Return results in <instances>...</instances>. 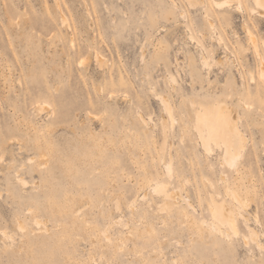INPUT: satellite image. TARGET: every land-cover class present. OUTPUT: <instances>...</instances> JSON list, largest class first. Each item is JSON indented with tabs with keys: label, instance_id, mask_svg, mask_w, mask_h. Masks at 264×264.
Segmentation results:
<instances>
[{
	"label": "rangeland",
	"instance_id": "1",
	"mask_svg": "<svg viewBox=\"0 0 264 264\" xmlns=\"http://www.w3.org/2000/svg\"><path fill=\"white\" fill-rule=\"evenodd\" d=\"M223 2L0 0V264H264V0Z\"/></svg>",
	"mask_w": 264,
	"mask_h": 264
},
{
	"label": "bare ground",
	"instance_id": "2",
	"mask_svg": "<svg viewBox=\"0 0 264 264\" xmlns=\"http://www.w3.org/2000/svg\"><path fill=\"white\" fill-rule=\"evenodd\" d=\"M234 0H224V4H230L229 2H232ZM258 2V1H257ZM259 5V4H258ZM260 6V5H259ZM258 6V7H259ZM261 7V6H260ZM264 7V6H263ZM257 51V50H256ZM263 58V57H262ZM263 72H264V62H263ZM264 77V76H263ZM209 110V109H207ZM225 111V110H224ZM203 113V112H202ZM202 117V116H201ZM201 121V120H200ZM226 126H228L227 124H225ZM212 126H210L209 129H211ZM206 129V126H205ZM211 131V130H210ZM212 137L214 139L215 142H219L222 141V143L225 146V153H224V161L225 163L230 166V167H235L237 164V160H238V145H236V143L233 141L234 139L231 137V141L227 138L224 139L223 135L224 132H219V129L217 130V128H212ZM223 131V129H222ZM227 132V130H226ZM207 134V132H206ZM206 134H204V137L206 136ZM223 134V135H222ZM237 135V134H236ZM238 136V135H237ZM207 137V136H206ZM229 137V136H228ZM230 138V137H229ZM227 139V140H226ZM202 140V139H201ZM240 143V142H239ZM203 147L204 149L208 152L209 151V147L208 144L206 143V141H204L203 143ZM240 149V148H239ZM242 151V150H241ZM158 189V188H157ZM156 189V190H157ZM228 191V190H227ZM232 198L234 197V195L231 196ZM235 198V197H234ZM238 198V197H237ZM239 199V198H238ZM235 200V199H234ZM236 201V200H235ZM240 202V201H239ZM210 203V202H209ZM245 204V203H244ZM209 211L211 213V217H212V221L209 223H206L207 227L212 230V231H217L219 232L220 230H222L221 226H227L229 227V229L233 232L234 229V222H233V218H232V211H231V207L224 203L223 201L220 203H211L209 204ZM205 224V223H204ZM234 233V232H233ZM254 236V235H253Z\"/></svg>",
	"mask_w": 264,
	"mask_h": 264
}]
</instances>
